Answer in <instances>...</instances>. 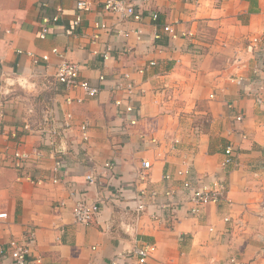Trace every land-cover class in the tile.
I'll use <instances>...</instances> for the list:
<instances>
[{"label": "crops", "instance_id": "0c3cea01", "mask_svg": "<svg viewBox=\"0 0 264 264\" xmlns=\"http://www.w3.org/2000/svg\"><path fill=\"white\" fill-rule=\"evenodd\" d=\"M78 1L0 0V144L21 141L25 149L39 146L48 153L45 137L23 128L26 122L37 128L46 109L60 118L72 112L74 124L90 125L86 143L79 128L56 139L68 150L64 181L34 183L22 177L50 173L52 156L41 170L0 164V212L8 213L0 218V246L6 251L0 264H11L10 241L23 239L30 228L35 234L30 264L36 258L45 264H133L139 240L156 244L147 264H264V0H132L144 14L157 10L159 17L127 22L126 35L95 31L97 21L115 22L96 0H90L92 9L75 29ZM59 6L62 18L41 38L44 15L52 17ZM167 24L180 32L178 38L164 32ZM107 46L112 58L105 62L94 50ZM55 47L80 63L81 77L94 84H102L103 74L132 71L145 90L137 101L141 125L129 135L123 129L107 82L97 97L67 103L53 87L63 60ZM139 67L145 71L138 73ZM37 94L48 99L42 108L36 106L39 118L27 115L25 97ZM229 145L241 162L233 169L223 166ZM113 157L116 170L89 184L86 175ZM143 159L151 163L147 185L159 197L137 217L130 209L142 186L136 172ZM189 166L200 176L220 178L225 187L222 198L206 205L199 217L187 204L168 212L159 206L168 201V189L182 198L179 171ZM73 187L103 201L90 224L75 222Z\"/></svg>", "mask_w": 264, "mask_h": 264}, {"label": "built area", "instance_id": "2783aa9c", "mask_svg": "<svg viewBox=\"0 0 264 264\" xmlns=\"http://www.w3.org/2000/svg\"><path fill=\"white\" fill-rule=\"evenodd\" d=\"M143 2H149L150 0H139ZM189 1V0H187ZM96 2L102 7L105 12L113 14L115 16V22L113 24L107 23L105 20L97 21L94 23L95 31L102 29L109 34L126 35L128 29L125 24L129 21L142 22L144 18L148 17L156 21L159 17L157 10H151L147 14H144L138 7L140 3H133L132 0H96ZM44 7L48 6L47 2L43 3ZM93 7V2L90 0H79L76 4V15L73 21L75 29L82 27L85 20L86 13ZM63 8L57 7V12L52 17H43L44 25L42 26L40 37L45 38L49 32L50 23L58 22L62 18ZM165 33L172 39L178 38L180 32L175 28L173 24H167L163 27ZM139 34L142 30L137 31ZM157 37H160L158 35ZM99 38L97 33L94 34V42ZM19 53L22 50H18ZM58 54L61 51L55 47L52 50ZM94 53H100L104 61L112 58L111 47L107 46L105 50L99 52L94 50ZM61 54V53H60ZM63 60L57 67V71L54 76L53 87L57 93L66 96V102L69 104L82 103L85 97L94 98L97 97L102 91V84L109 83V89L114 95L113 103L118 113L123 118V129L127 130L128 135L131 134V130H136L142 122V111L137 105L139 98L144 96L145 90L135 80L132 71H118L112 75H101L100 81L102 84H94L90 80L81 77V65L78 62L72 61L61 54ZM48 60V55L43 56ZM3 63V56L0 54V66ZM156 61H151L150 65H155ZM138 73L145 71L144 67L136 69ZM77 91L82 92L81 95L72 96L71 93ZM261 101V98H258ZM74 113L67 112L63 118L58 117L54 110L46 109L44 111V119L39 123V126L32 127L29 122L23 125L25 130L35 131L42 134L45 137V142L51 147L47 153V150L41 147H34L30 150L25 149L21 141H18L15 146L11 145L9 141L5 144H0V164L10 168H16L25 172L26 167L34 165L38 170H41L43 162L48 156L54 158V165L50 173L44 171H35L33 174H23L22 177H26L34 183H45L51 181L52 183H58L65 180L66 168L69 167L67 153V147H59L57 145L58 135L69 137L76 128H79L82 132V142L86 143L89 138V123L83 122L81 124H74ZM237 120H243V116L239 115ZM2 125V120L0 121ZM126 127V128H125ZM143 136L144 133H141ZM179 142V140H175ZM118 161L115 157L107 160L100 168L93 169L86 175V180L89 184L101 182L102 178L116 170ZM225 168H236L241 166L239 159V153L236 149L229 145L225 150V160L223 163ZM151 163L143 159L142 167L136 172L137 181L142 184L138 189V192L133 198L135 203L134 207H131L130 211L139 217L147 210L150 209V203L159 197V191L157 189H151L147 185L149 178V170ZM179 174L182 178V187L185 194L181 197L174 189H168L165 195L168 197V201L159 204L161 209L176 210V206L182 207L187 204L191 214L199 217L203 209L209 203L218 202L225 191L223 183L220 178L214 180L205 176L198 175L195 170L189 166L188 169L180 170ZM170 178L169 175L166 176ZM71 198L73 199V214L75 222L90 224L99 215L102 209L103 201H93L86 196V193H81L75 187L71 190ZM264 209V205H262ZM167 211V210H166ZM168 212V211H167ZM7 212H0V218H7ZM155 218H160L158 215ZM35 241V234L30 228L25 231L24 237L21 240L13 239L10 241V247L8 255L11 257V264H30L29 256L31 252L32 244ZM156 252V244L148 242L146 240H139L137 245L132 251L133 264H147L148 260L154 256ZM6 251L0 246V258H5ZM36 264H45L41 258H36ZM112 264H118L117 261Z\"/></svg>", "mask_w": 264, "mask_h": 264}, {"label": "rangeland", "instance_id": "374dc122", "mask_svg": "<svg viewBox=\"0 0 264 264\" xmlns=\"http://www.w3.org/2000/svg\"><path fill=\"white\" fill-rule=\"evenodd\" d=\"M24 95H27L28 96V94H24ZM27 96H25L26 97V102L28 103V116L31 114V115H33V116H35L36 115V118H39L40 116H41V112H38V110H36L37 109V107H39V108H42L46 103H48V99L45 97V96H42V94H37V95H29V97L27 98ZM37 106V107H36ZM29 109H33V111L32 112H29Z\"/></svg>", "mask_w": 264, "mask_h": 264}]
</instances>
